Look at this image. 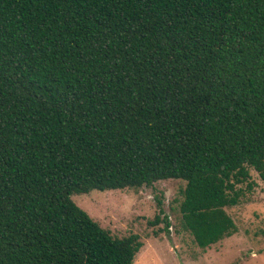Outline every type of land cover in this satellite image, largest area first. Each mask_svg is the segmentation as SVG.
Listing matches in <instances>:
<instances>
[{
    "label": "trees",
    "instance_id": "1",
    "mask_svg": "<svg viewBox=\"0 0 264 264\" xmlns=\"http://www.w3.org/2000/svg\"><path fill=\"white\" fill-rule=\"evenodd\" d=\"M251 171L264 185V0H0V264H133L139 235L72 196L173 179L205 250Z\"/></svg>",
    "mask_w": 264,
    "mask_h": 264
},
{
    "label": "rangeland",
    "instance_id": "2",
    "mask_svg": "<svg viewBox=\"0 0 264 264\" xmlns=\"http://www.w3.org/2000/svg\"><path fill=\"white\" fill-rule=\"evenodd\" d=\"M251 177L257 187L238 206L226 209L237 232L205 250L180 226L182 180L139 189L94 190L75 194L72 200L113 236L139 235L143 246L133 264H264V185L254 171Z\"/></svg>",
    "mask_w": 264,
    "mask_h": 264
}]
</instances>
